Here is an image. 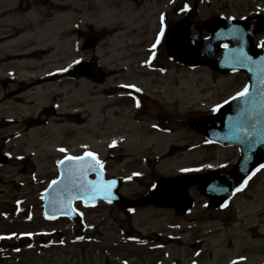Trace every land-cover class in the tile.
I'll use <instances>...</instances> for the list:
<instances>
[{
  "label": "rangeland",
  "instance_id": "obj_1",
  "mask_svg": "<svg viewBox=\"0 0 264 264\" xmlns=\"http://www.w3.org/2000/svg\"><path fill=\"white\" fill-rule=\"evenodd\" d=\"M253 1L202 0L192 5V0H49L50 4L38 7L44 0H27L32 7L27 14L30 16L15 17L13 21L31 19L28 25L23 24L24 30L29 31L21 40H3L5 37H0V68H14L16 61L10 60L11 57L32 55L40 49L39 43H45L41 46L43 54L33 55L37 58L47 55L43 62L55 64L62 56L69 57L67 62L76 61L79 57L86 60L96 54L108 68L128 67L127 73L119 74L115 79L129 77L135 80L152 76L140 67L147 55L140 53L157 36L160 25L156 21L162 15L169 27L183 19L181 9L185 4L188 7L192 5V14L202 25L216 16H244ZM8 4L9 1L0 0V7L5 5L7 8ZM10 18L11 15L0 16V24ZM79 20V26L84 33L87 32L86 35L102 36L94 52L86 49L76 53L73 50V24ZM136 51L138 55L134 57ZM155 63L168 69L165 78L176 82V86L167 87L169 91L162 89V93L172 94L166 96L165 102L176 100V115L173 116L178 123L194 115L193 112H205L210 105L238 88L233 83L242 81L240 75H230L223 81L206 68L188 71L176 67L170 63L164 43L158 46ZM33 65L44 72L47 68L37 63ZM114 78L110 82H115ZM65 88L59 110L41 113L36 122L27 117L31 114L35 117L39 109L57 104L54 95L58 88H49L47 92L44 88L42 91L36 89L35 95L28 97L29 103L33 101L34 104L31 102L33 105L27 110H15L20 107L13 101L0 105V154L5 153L9 157L7 164L0 167V237H9L8 240L0 239V264H170L174 261L178 264H233V261L243 264L239 262L242 257H247L244 264H264V238L260 235L264 234V195L259 196L261 188L252 197V213L250 203L244 202L246 209L240 212L229 229L221 223V216L217 219L206 217L200 206L188 216L144 210L128 219L125 213L115 208L85 209L76 204V210L83 215L79 224L65 219L49 221L44 218L42 193L56 178L59 161L68 155L94 151L103 158L109 136L107 130L112 131L110 121L105 123L107 130L101 128L98 119L103 117L102 113H95L93 109L96 99L92 96L99 93L100 86L80 80L75 86ZM5 92L0 85V95ZM8 98L12 100L13 96ZM80 110V117L75 116L76 119L66 115L52 116L53 112L72 114ZM6 119L18 127L13 128L11 123L8 125ZM45 120L48 125H44ZM61 120L64 124L55 125ZM70 121L75 125L68 123ZM112 132L115 139L123 136L115 130ZM126 135L120 141L151 140L160 147L169 144L200 145L202 142L200 138L178 130L169 136L155 134L149 137L143 133L138 139L132 138L131 134ZM60 148L66 151L61 153L58 151ZM199 151L177 153V157H169L171 160L163 161L157 168L163 172H181L183 168L197 165L201 159ZM120 168L113 166L115 171ZM136 191L124 190L122 194L130 198L137 196L129 195ZM244 217L247 219L243 221ZM130 225L139 231H154L158 235L156 242L124 241V234L131 238ZM251 226L252 232L248 231ZM19 235L22 238H18Z\"/></svg>",
  "mask_w": 264,
  "mask_h": 264
},
{
  "label": "flooded vegetation",
  "instance_id": "obj_2",
  "mask_svg": "<svg viewBox=\"0 0 264 264\" xmlns=\"http://www.w3.org/2000/svg\"><path fill=\"white\" fill-rule=\"evenodd\" d=\"M12 1L19 4L14 12L27 13L30 9L28 6H23L27 3V0ZM241 17L247 18L253 22V43L257 49L264 38L263 32L258 29L259 23L264 19V0H254L250 4L248 13ZM82 66L88 69L87 77L96 84L99 83L106 87L99 98H95V106L99 108L103 114L111 116V120L113 121L112 129H115L116 132L123 131L137 134L169 135L174 130L185 129V121L187 118L181 119L178 123L173 116V114L176 115V100L174 102H165L166 96L172 94L162 93V89H168L169 91L170 88L167 87L172 85L176 86V82H170V79L161 77L162 68L160 66L156 68L148 65L143 66V69L149 72L147 74L152 76L137 78L135 80L128 78L118 80L114 78L116 81L110 84L108 81L113 78H109L101 73L96 65L88 62L84 65L82 64ZM163 73L165 74L166 70H163ZM215 79L214 81H216ZM219 80L224 81L225 78H219ZM120 85H135L142 91L138 93L130 88H121ZM232 85L238 87L233 90L232 94L210 105L205 112H196L194 115H191V118L201 122L204 129L215 128L216 126H220L221 123L224 124L223 119L225 115H222L220 120L214 121L213 118L217 112H213L212 109L218 105H223L224 107L225 101H229L247 86L244 79ZM132 97H136L141 101V108L135 106V101ZM172 98H175V96ZM177 123L178 129L176 128ZM153 124L157 125V127L154 128ZM187 133L193 137L202 139L203 143L198 146L185 145L181 148L175 146H166L162 148L159 145H155L152 141H133L124 146L116 144L115 147H109L112 142L108 144L107 156L103 163L107 178L116 177L119 180L121 193H123L124 190H137L135 193L129 194L130 196L137 194V196L130 197V200L123 204L122 212L128 213L141 209L161 210L157 205H146L144 202L145 196L154 190L161 182H163L164 191H167L168 186H171L169 194L176 195V189H181V187H175L176 185H172V183L177 184L180 182L179 180L188 176H202V183L189 188L187 193L194 199V207L198 199H200V201L201 199L204 200L205 206L208 207V199L199 194L200 188L209 189V186L214 184V177L216 175L219 177L228 175L240 158V151L235 147H225L212 142L208 143V140L200 134ZM177 150H181L178 152V155L184 153L182 150H186L187 152L199 151L201 159L193 168H199L201 171L175 174L170 173V171L163 172L157 168L160 163L166 161L167 158L173 157ZM114 165L121 167L117 174L113 172ZM206 165H211V168H207ZM221 165H224V167H221ZM134 173H139V175H134ZM263 177L264 176L260 174L254 175L248 180L247 186L242 191L235 193V195H233V192L236 189L237 181L225 180L224 178L223 180L221 179L219 185L232 191L229 194L230 196L228 195L229 199L227 201L225 199L222 200L223 204L225 202L228 203V207H222L212 212H219L222 217V223L231 225L234 217L238 214L239 201L252 203V192H255L259 188H261L260 193H264ZM153 185H156V187L153 188ZM223 193H226V191H223ZM100 207H115L119 209V207L117 206V208L115 205H101ZM170 211L178 213L176 209H170ZM134 236H138L139 239L144 241L153 240L152 237L155 238L154 233H147L144 237L140 231H135Z\"/></svg>",
  "mask_w": 264,
  "mask_h": 264
},
{
  "label": "water",
  "instance_id": "obj_3",
  "mask_svg": "<svg viewBox=\"0 0 264 264\" xmlns=\"http://www.w3.org/2000/svg\"><path fill=\"white\" fill-rule=\"evenodd\" d=\"M233 27L241 29V34L243 36L242 41L232 38L231 34L229 33V29ZM260 28L264 30V20L261 22ZM208 32L210 37L208 39H202L198 31L195 29V25L189 23L188 21L173 25L169 29L166 41L169 55L178 64L189 68L205 64L211 69L217 70L223 74L235 71L243 72L249 81L252 91L256 86H264V47H261L259 53L252 52L251 41L253 35L250 22L219 20L215 22V24L208 27ZM218 33H221L222 35L218 37ZM223 44H227V49L223 50V55L219 60L214 61L213 59L216 52ZM241 48L243 49L244 53H246V55L251 58L252 63H245L243 66H241L232 60V55L236 54ZM246 97V100H248L250 93ZM262 125L263 126L261 127L256 126L255 129L252 128V131L250 130V132L248 131L250 134H254L253 139L256 137H264V123ZM187 126L190 130L199 131L208 136V133H206L205 130H197L193 128V124L191 122H188ZM215 140L218 139L215 138ZM220 142L223 143L221 140ZM232 142L233 141L230 143ZM242 156L243 160L238 165L239 167H237V171L235 173H239L241 178L247 175L261 160L264 159V143H257L255 148L252 150H250L248 145H246L242 148ZM69 167H71V165L67 161H65L63 165H60V177L57 180L59 183L52 185L48 191H46L44 195V206L46 214L50 217L57 218L62 216L69 217L72 220H77L78 215L75 212H69L65 214L60 211L61 204L59 201L62 198L66 199L65 193L62 191V189H64V186L68 183V176L65 172V169ZM92 174L97 175L96 172L89 171L87 172L85 179L90 183H98L101 177H98L96 182H91L90 176ZM199 180L200 179H196V181L192 182H198ZM189 184H191V181L187 185ZM162 190V187H159L157 191L153 192L149 197H147V199L157 201L163 207L175 206L173 201L176 199V197L159 194V192ZM73 194H75V191ZM100 195L102 196L103 193ZM112 195L115 197V199H113L111 202H117L118 204H121L122 199L115 193V191L112 192ZM76 200H82L87 204L97 201H107L99 197L91 201H88L83 197H78L77 199L73 200L72 203Z\"/></svg>",
  "mask_w": 264,
  "mask_h": 264
},
{
  "label": "snow or ice",
  "instance_id": "obj_4",
  "mask_svg": "<svg viewBox=\"0 0 264 264\" xmlns=\"http://www.w3.org/2000/svg\"><path fill=\"white\" fill-rule=\"evenodd\" d=\"M189 7L187 4L184 5V7L181 9V11L183 12H187L189 11ZM234 19V18H233ZM229 33L231 34L232 38L237 39V40H241L243 39V36L241 34V29L237 28V27H233L231 29H229ZM166 34V24H165V17L162 15L160 17V27H159V32L157 34V36L155 37V43L152 45V48L150 49L151 51V57L155 58V51L154 49L157 48L158 45L161 44L162 38L165 37ZM221 33H218L217 36H221ZM261 47H264V41L261 42V44L259 45ZM225 49H227V44L224 45ZM150 59L149 61H146V63H150ZM232 60L235 63L240 64L241 66H243L245 63H252L251 58L248 57L246 55V53H244L243 49L241 48L240 50H238V52L234 55H232ZM75 63L79 64L80 61L77 60L75 61ZM67 69H65L66 71ZM121 88H130L132 90H134L135 92H141L142 90L138 87H136L135 85H120ZM249 94V88L248 86H245L240 92H238L236 94V96L232 97L233 100L242 98V97H246ZM133 100L135 101V106L137 108H141L142 104L141 101L136 98V97H132ZM228 101H225V104H227ZM223 107V105H218L217 107L213 108L212 111L213 112H217L219 111V109ZM153 127L156 128L157 125L153 124ZM243 127V126H242ZM256 125L252 124V128L255 129ZM254 134H250L248 132H244L243 136L241 137V142H248V147L250 150L255 148V145L257 143H264V137H256L255 139H253ZM208 143H211V141H208ZM116 146V141H113L109 147H115ZM59 152L64 153L66 151V149L64 148H60L58 149ZM18 159H22L21 157H17ZM65 161L69 162L71 167L66 168L65 172L67 173L68 176V183L64 186V189H62V191L65 193V197L66 199L62 198L59 202L61 204V208L60 211L62 213H69V212H75L76 210L74 208L71 207L72 205V201L77 199L78 197H83L84 199L91 201V200H95L98 197L101 199H105L107 200L109 203H111V201L113 199H115V197L112 195V189L115 188L116 186V181L112 180L109 181L107 183H104L102 180V169H103V163L102 161L92 152H85L84 155L82 156H71L68 155L65 157L64 160L59 161L58 163V167L60 165H63L65 163ZM207 168H211V165H206ZM221 167H224V165H221ZM261 169H264V164L259 165V167H257L255 169V171L252 173V175H255L256 172H259ZM92 171V172H96L98 177H101V179L98 181V183H90L88 182L85 177L87 172ZM182 172L185 173H191V172H199L201 171V169L199 168H183L181 169ZM134 175H139V173H134ZM251 179V176H249L247 179L244 180L243 184H241L239 187H237L234 192L233 195H235V193L242 191L248 183V180ZM59 181L57 180H53L52 184L49 185V187H51L52 185H56L58 184ZM156 185H153V188H155ZM220 191H224L225 189H219ZM75 191V194H73ZM103 193V195L101 196L100 194ZM43 199V196L41 197ZM55 203V201H54ZM222 207H228V203L225 202ZM78 215H82L80 213H77ZM31 217H29L30 219ZM46 219L49 218H54V217H49V216H45ZM0 239H5V237H0ZM81 239H83L81 237ZM19 249H17L18 251ZM197 255H199V253H197ZM233 264H237L236 261H233Z\"/></svg>",
  "mask_w": 264,
  "mask_h": 264
},
{
  "label": "bare ground",
  "instance_id": "obj_5",
  "mask_svg": "<svg viewBox=\"0 0 264 264\" xmlns=\"http://www.w3.org/2000/svg\"><path fill=\"white\" fill-rule=\"evenodd\" d=\"M20 108H15V110H27V108H29V106L31 105L28 102H24V103H20V101H17L16 103ZM12 127H14V125L12 124Z\"/></svg>",
  "mask_w": 264,
  "mask_h": 264
}]
</instances>
